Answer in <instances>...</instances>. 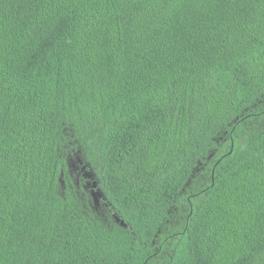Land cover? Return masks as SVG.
<instances>
[{
  "label": "trees",
  "instance_id": "trees-1",
  "mask_svg": "<svg viewBox=\"0 0 264 264\" xmlns=\"http://www.w3.org/2000/svg\"><path fill=\"white\" fill-rule=\"evenodd\" d=\"M0 264H264V0H0Z\"/></svg>",
  "mask_w": 264,
  "mask_h": 264
},
{
  "label": "water",
  "instance_id": "water-1",
  "mask_svg": "<svg viewBox=\"0 0 264 264\" xmlns=\"http://www.w3.org/2000/svg\"><path fill=\"white\" fill-rule=\"evenodd\" d=\"M90 176H92V175H90ZM94 187H95V189L93 190V197L95 199V202L98 204L100 199L103 196V192L100 188L97 189V182L94 183ZM118 220L120 221L121 219L118 218ZM122 224L126 226V222L124 220H122Z\"/></svg>",
  "mask_w": 264,
  "mask_h": 264
},
{
  "label": "rangeland",
  "instance_id": "rangeland-1",
  "mask_svg": "<svg viewBox=\"0 0 264 264\" xmlns=\"http://www.w3.org/2000/svg\"><path fill=\"white\" fill-rule=\"evenodd\" d=\"M72 163L75 164L76 163V160L74 157H72Z\"/></svg>",
  "mask_w": 264,
  "mask_h": 264
},
{
  "label": "flooded vegetation",
  "instance_id": "flooded-vegetation-1",
  "mask_svg": "<svg viewBox=\"0 0 264 264\" xmlns=\"http://www.w3.org/2000/svg\"><path fill=\"white\" fill-rule=\"evenodd\" d=\"M88 175H89V174H88ZM92 193H93V191H92ZM101 201H102V200L99 201L98 205L101 203Z\"/></svg>",
  "mask_w": 264,
  "mask_h": 264
}]
</instances>
